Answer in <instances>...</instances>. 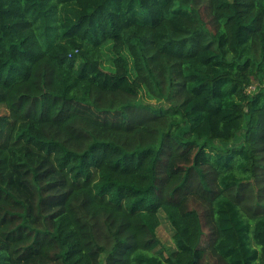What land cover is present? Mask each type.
Returning a JSON list of instances; mask_svg holds the SVG:
<instances>
[{
	"label": "trees",
	"instance_id": "1",
	"mask_svg": "<svg viewBox=\"0 0 264 264\" xmlns=\"http://www.w3.org/2000/svg\"><path fill=\"white\" fill-rule=\"evenodd\" d=\"M0 106V264H264V0H0Z\"/></svg>",
	"mask_w": 264,
	"mask_h": 264
},
{
	"label": "rangeland",
	"instance_id": "2",
	"mask_svg": "<svg viewBox=\"0 0 264 264\" xmlns=\"http://www.w3.org/2000/svg\"><path fill=\"white\" fill-rule=\"evenodd\" d=\"M179 5H181L182 7L186 6L183 3H179ZM144 102L157 108L163 106L162 103H157L148 99L147 97L144 98ZM6 112V109L0 106V115H4ZM160 220L161 225L158 229V238L161 242V249L168 255L175 250L173 241L174 229L163 213H161L160 215Z\"/></svg>",
	"mask_w": 264,
	"mask_h": 264
}]
</instances>
